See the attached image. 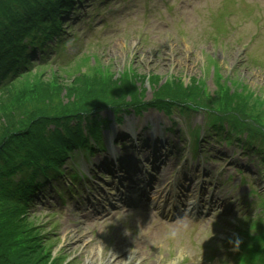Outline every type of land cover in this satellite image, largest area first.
<instances>
[{
  "label": "rangeland",
  "instance_id": "374dc122",
  "mask_svg": "<svg viewBox=\"0 0 264 264\" xmlns=\"http://www.w3.org/2000/svg\"><path fill=\"white\" fill-rule=\"evenodd\" d=\"M83 2L60 25L61 45L50 56L55 60L40 66L30 61L28 69L6 79L10 87L0 94V128L24 111L48 110L57 99L66 101L68 91L82 81L94 79H108L109 88L111 83L131 80L136 92L144 90L145 104L152 97L149 86L180 83L200 92L205 108L188 111L184 116H179L176 108L169 119L157 108L145 109L140 115L129 106L119 125L113 123L107 111L102 113L94 120L111 122L99 125L103 127V140L122 138L125 144L110 143L103 152L92 156L78 151L70 154L60 186L66 187L65 181L73 175L80 177L77 184L81 176L92 175L93 180L86 188L81 182L80 194L65 205H58L57 195L45 190L41 195L44 197L38 196L39 200L28 209L29 216L14 213V222L21 228L33 227L42 237L41 245L50 255V264H87L91 252L97 249L103 261L114 250H122L123 255L137 251L131 264H241L247 247L260 246L254 240V227L260 211L264 217V166L252 154L248 161L233 155L231 150L239 153L235 141L227 146L215 143L213 135L206 134H212L206 124L218 121L223 131L264 138V0ZM226 97L229 106H225ZM126 98L124 101L129 102ZM209 102L216 105L209 106ZM237 107L243 112L239 114ZM190 128H205L199 137L206 144L201 147L205 148L203 158L207 161L191 155L194 137L188 135ZM156 138L161 140L155 149L163 169L153 171L151 178L145 176L153 186L161 185L163 191L156 194L155 187L148 185L140 189L134 195L138 203L134 209L152 211L158 207L155 212L159 218L163 210L171 209V204L165 205L168 197L177 195L185 206L197 199L214 202L210 210L215 215L209 219L205 216L209 207L204 203L198 216L180 212V229H159L132 211H125L116 201L120 194L116 188L122 191L124 187L118 185V177L108 173L109 169L105 171L106 165L114 163L110 152L118 158L140 162L142 169L147 165L150 173L148 159ZM135 144L148 145L150 150L133 148L123 153ZM241 154L247 155L242 150ZM125 185L129 190L131 183L127 181ZM144 190L148 192L145 198L141 197ZM193 190V198L185 201ZM124 196L129 201L134 198L129 193ZM215 207L221 210L215 212ZM98 211L101 216H97ZM71 231L74 232L69 234ZM256 235L262 238V233ZM234 236L240 238L243 250L239 247L232 251L227 241ZM12 257L17 256L13 253ZM20 258L30 259L25 253ZM98 262L96 259L93 264Z\"/></svg>",
  "mask_w": 264,
  "mask_h": 264
},
{
  "label": "trees",
  "instance_id": "16d2710c",
  "mask_svg": "<svg viewBox=\"0 0 264 264\" xmlns=\"http://www.w3.org/2000/svg\"><path fill=\"white\" fill-rule=\"evenodd\" d=\"M73 1L0 0V94L10 87V81H3L25 71L37 54L40 56L38 64L45 61L47 41L57 35L60 22ZM108 83V79L82 81L72 90L76 94L68 91L70 96L66 101L57 99L48 110L24 111L0 128V264H50V255L44 253L41 245L42 237L33 227L21 228L15 223L14 213L29 216L28 209L34 200L59 182L60 170L71 153H89L94 147L101 148L103 127L99 125L111 122L95 121L97 116L109 111L117 124L129 106L140 115L153 107L167 116L176 108L179 113L183 112L182 108H205L200 92L180 83L149 86L152 97L147 104L142 102L144 90L136 92L131 80L111 83L110 88ZM42 90L45 92L44 88ZM127 96L129 102L124 101ZM228 101L225 106L230 105ZM69 104L71 107H65ZM215 105L216 102H209V106ZM237 109L239 114L244 110ZM209 129L217 134L225 133L228 139L233 134L220 129L218 121L209 125ZM236 139L240 142V134L236 133ZM252 143L262 145L261 151H264V138L247 140L248 145ZM24 253L30 257L28 261L21 260Z\"/></svg>",
  "mask_w": 264,
  "mask_h": 264
},
{
  "label": "bare ground",
  "instance_id": "6f19581e",
  "mask_svg": "<svg viewBox=\"0 0 264 264\" xmlns=\"http://www.w3.org/2000/svg\"><path fill=\"white\" fill-rule=\"evenodd\" d=\"M143 152V151H142ZM159 155L156 156L157 160L161 161L160 159H158ZM188 198V197H187ZM189 207L191 210H198L199 205L196 202H193L191 204H189ZM175 208V207H173ZM197 212V211H196ZM198 214V212H197ZM154 224V222H152ZM74 231L69 232V234H72ZM82 235L78 236V238H81ZM115 252H113L108 258L105 259V261H103V258L101 259L102 252L97 249L93 252H91V257L87 260V264H93L96 262V259L98 262V264H131L130 262L132 261V259L135 257V252L137 251H133L131 252V254L129 255H123L120 251L122 250H117L118 252H116V250H114ZM99 258L101 260H99ZM174 264V263H173Z\"/></svg>",
  "mask_w": 264,
  "mask_h": 264
},
{
  "label": "clouds",
  "instance_id": "9594fccd",
  "mask_svg": "<svg viewBox=\"0 0 264 264\" xmlns=\"http://www.w3.org/2000/svg\"><path fill=\"white\" fill-rule=\"evenodd\" d=\"M171 235H175L174 233H171ZM227 243L231 246L232 251H238L241 240L238 236H234L228 239Z\"/></svg>",
  "mask_w": 264,
  "mask_h": 264
}]
</instances>
